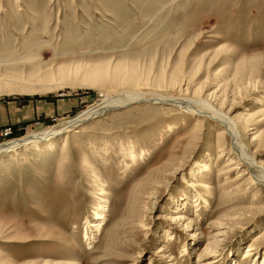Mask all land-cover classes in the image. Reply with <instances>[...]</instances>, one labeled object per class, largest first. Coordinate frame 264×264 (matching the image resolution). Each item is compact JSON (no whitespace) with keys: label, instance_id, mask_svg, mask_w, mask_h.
<instances>
[{"label":"rangeland","instance_id":"1","mask_svg":"<svg viewBox=\"0 0 264 264\" xmlns=\"http://www.w3.org/2000/svg\"><path fill=\"white\" fill-rule=\"evenodd\" d=\"M0 87V146L145 98L0 154V264H264L263 181L156 103L264 167V0H0Z\"/></svg>","mask_w":264,"mask_h":264},{"label":"bare ground","instance_id":"2","mask_svg":"<svg viewBox=\"0 0 264 264\" xmlns=\"http://www.w3.org/2000/svg\"><path fill=\"white\" fill-rule=\"evenodd\" d=\"M116 72H118V71H116ZM99 73H100V71H99ZM114 78H118V76H114ZM19 82H21V81H19ZM120 93H122V92H120ZM125 94H128V93H125ZM144 99L145 98L141 95H137L135 97V96L131 95V93L129 95H118L117 97H113L111 99L106 100L105 102H103L102 104H100L97 107L89 109L87 112L81 114L78 118H75L74 120L68 121L67 123H63L62 125H59V126L52 128V130L47 132L46 134L34 135V136H31L27 139L20 140V141H17L15 143H12V144L10 143L9 145L7 144L8 146H4V145L0 146V154L1 153H7L11 150L17 149V148L22 147V146L27 145V144L39 143V142L45 141L48 138L55 137L58 135H62L63 133H66L67 131L72 129L74 127V125L77 124V122H80L79 118L82 116H86V117L90 116V117L95 118L99 115L102 116L106 112H109L111 110L122 109L123 107L135 104L138 101L141 102ZM153 100L156 101L157 99H153ZM167 101L171 102V104L174 106H177V107H179L185 111L190 112L191 114L192 113L194 115L203 114L206 116L209 115L211 120L217 121L221 126H223L225 129L224 132L232 138L233 147H234L235 151L239 154V157L242 159L240 161H242V164L248 168L249 172L252 173L251 174L252 180L254 177H258L264 183V167L262 165L258 164V162H256V160L253 159V157H250L247 154L245 147L243 146V144L240 141V135H239L237 128H236V125L232 119H230L229 117H227L225 115H222L218 109H215L214 107L208 106L206 103H204L202 101H194V100L193 101L192 100H189V101L188 100H183V101L180 100V101H178V100H174V99H164V100L158 99L156 101V103H161V102L164 103ZM202 116H200V117H202ZM199 123L200 122L197 120L196 125H199ZM221 155H219L220 159H222ZM261 162H263V161H261ZM235 169H241V168L236 166ZM244 173H245V171H244ZM189 186L191 188L192 187L194 188V187H196V184L194 181H191V183H189ZM204 188H208V186L204 185ZM195 200L198 201L200 199L197 198ZM100 210H102V207H100V205L98 204L97 214H96L97 221L93 224L87 223L89 228H91V226H92L96 230V228L98 229L100 227V224L102 223V221H99L100 217H101V215L99 213ZM98 215H99V217H98ZM101 219H103V218L101 217ZM185 219H186V217L184 215H177V216L171 217L170 220L172 222L177 223L178 225L185 226L186 229H188L189 227L191 228L192 221H186L185 222ZM211 226L212 227L209 228V230H211V232L209 233V236H208L209 240L206 243V246H205L204 252H203L204 256H206V259H213L214 257H216L214 254V251H213L215 248V244H217L220 241V238L222 236H224V233L226 232V230H227L226 228H228L229 223L224 222L223 220H221L220 222L214 221ZM199 235H201V234H197V236H199ZM250 252H251V250H248L245 255L249 256Z\"/></svg>","mask_w":264,"mask_h":264}]
</instances>
